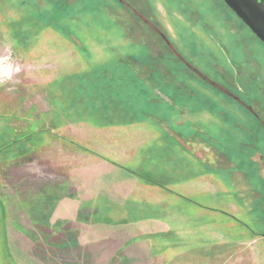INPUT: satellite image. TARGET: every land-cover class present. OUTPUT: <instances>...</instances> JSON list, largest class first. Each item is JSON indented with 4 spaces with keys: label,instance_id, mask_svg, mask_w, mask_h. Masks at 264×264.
Masks as SVG:
<instances>
[{
    "label": "rangeland",
    "instance_id": "374dc122",
    "mask_svg": "<svg viewBox=\"0 0 264 264\" xmlns=\"http://www.w3.org/2000/svg\"><path fill=\"white\" fill-rule=\"evenodd\" d=\"M147 1L0 0V264H89L83 249L92 240H79L71 216L54 214L60 195L41 185L63 180L51 168L78 163L63 152H89L92 126L153 132L151 123L201 145L144 147L145 172L133 173L152 181L161 164L162 179H209L214 186L207 197L197 188L194 206L228 214L194 208L187 234L181 226L148 237L146 262L264 264V187L248 158L254 137L236 127L227 136L233 123L222 122L217 103H234L216 91L264 98V44L221 0ZM205 144L213 158L203 163ZM89 215L76 221L96 224Z\"/></svg>",
    "mask_w": 264,
    "mask_h": 264
},
{
    "label": "crops",
    "instance_id": "0c3cea01",
    "mask_svg": "<svg viewBox=\"0 0 264 264\" xmlns=\"http://www.w3.org/2000/svg\"><path fill=\"white\" fill-rule=\"evenodd\" d=\"M151 124L153 132L130 130L126 126L116 129L92 126L87 132L89 152L81 153L73 145V149L62 154L75 155L74 161L78 163L68 164V169L59 165L51 168L61 174L58 176L64 175L63 180L41 185L43 193L60 195L54 214L61 218L71 216L75 220L73 227L80 228L79 240H92V246L83 249L89 251V264H125L124 260L130 259L134 262L128 264H150L145 258L152 256L154 247L148 237L167 235L181 226L187 234L192 219L187 223L186 214H193L194 208L197 214H228L213 211L208 205L194 206L192 196L196 189L207 197L209 186H214L209 185V179L204 178L199 184H194L192 179H162L161 164L158 167L161 172L155 174L157 177L147 174L152 181L134 174L135 171L145 172L146 160L141 155L144 147L158 144L173 152L186 153L185 146L201 145L185 140V132L180 137L176 132ZM196 151H199L198 146L190 153ZM199 159L205 163L208 158L205 155ZM78 214H91L96 224L83 225L76 221ZM98 236L104 239L102 244L96 242ZM120 250L122 254L119 255Z\"/></svg>",
    "mask_w": 264,
    "mask_h": 264
},
{
    "label": "flooded vegetation",
    "instance_id": "af4514ba",
    "mask_svg": "<svg viewBox=\"0 0 264 264\" xmlns=\"http://www.w3.org/2000/svg\"><path fill=\"white\" fill-rule=\"evenodd\" d=\"M170 1H172V0H169V2ZM182 1H184L183 3L187 6L188 3H186V0H182ZM221 2L224 4V2L222 0H221ZM145 3L150 7L147 0H145ZM72 4H74V3H69L67 5H72ZM232 14L239 20V22H241V20L233 12H232ZM145 15L147 17L151 18L155 22L154 24L158 25L157 20H155L154 17L148 15L147 13H145ZM248 31L250 33H252L249 29H248ZM253 36L256 37L254 34H253ZM224 73L225 72H223L221 74L222 78H224ZM228 77H229V75H228ZM225 83H226V86H228V87L229 86L230 87L232 86L234 88L236 87L235 84L231 83L230 81L229 82L227 81ZM259 90L262 91V93H264V87L263 88L259 87ZM216 91H219L224 96H226L228 103L231 101L234 103L233 108L231 107V106H233L231 104H223L220 101H218V103H217V105H218L217 108H218V111L222 117V122L224 123L225 121H228V119H229V120H232V123H233L232 126H229L226 128V130H228V132H225V133H227V136H229L233 132L234 127H236L237 129H239L241 131H247V130L249 131V128H250L249 134H251L252 137H254V144H255V145L254 144L250 145V146L254 145L255 150H254L253 154L249 155V157H248L250 164H251L252 171H253L252 172L253 176H254L253 178H255V179H253V181L255 182V184H259V187H264V152L261 150L262 147L258 148L256 145L259 143L260 135L261 134L264 135V98H263V96L260 95L261 100L258 99L259 95L257 98H251L250 97V96H252L251 93H247L245 90H242V92H240V89H239V92L237 91L238 94L232 93L233 97L230 96L229 94H225L223 92V90L220 88H217ZM241 93L245 95L244 99H241L239 97V94H241ZM245 116H249V121H244L246 119ZM247 122L252 123L251 125H249L250 127H247V125H246ZM203 148L207 152V158L209 160H212L213 157L211 156V152H212L211 148L209 146H207L206 144H205V146H203ZM242 176H245V175L239 174L238 178L236 180L241 181ZM244 188H245V186H244ZM253 193H254V197H256V199L261 196V194L257 190L253 191ZM238 195L241 196V193L239 192Z\"/></svg>",
    "mask_w": 264,
    "mask_h": 264
},
{
    "label": "water",
    "instance_id": "95a60500",
    "mask_svg": "<svg viewBox=\"0 0 264 264\" xmlns=\"http://www.w3.org/2000/svg\"><path fill=\"white\" fill-rule=\"evenodd\" d=\"M264 44V0H222Z\"/></svg>",
    "mask_w": 264,
    "mask_h": 264
}]
</instances>
